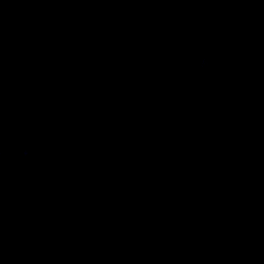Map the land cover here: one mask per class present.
Returning a JSON list of instances; mask_svg holds the SVG:
<instances>
[{
	"label": "water",
	"instance_id": "water-1",
	"mask_svg": "<svg viewBox=\"0 0 264 264\" xmlns=\"http://www.w3.org/2000/svg\"><path fill=\"white\" fill-rule=\"evenodd\" d=\"M0 264H264V0H0Z\"/></svg>",
	"mask_w": 264,
	"mask_h": 264
},
{
	"label": "clouds",
	"instance_id": "clouds-1",
	"mask_svg": "<svg viewBox=\"0 0 264 264\" xmlns=\"http://www.w3.org/2000/svg\"><path fill=\"white\" fill-rule=\"evenodd\" d=\"M209 63H210V61L207 60V59H205L204 61H202V65H207V64H209ZM30 152H31L30 149L25 148L23 154H24L25 157H27V156L30 155Z\"/></svg>",
	"mask_w": 264,
	"mask_h": 264
}]
</instances>
